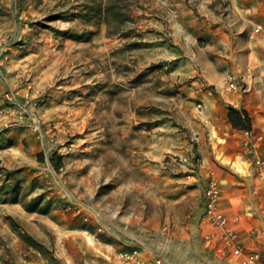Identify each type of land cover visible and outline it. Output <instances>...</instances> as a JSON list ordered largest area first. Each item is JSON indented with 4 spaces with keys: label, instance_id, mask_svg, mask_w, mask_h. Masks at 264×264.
Segmentation results:
<instances>
[{
    "label": "rangeland",
    "instance_id": "rangeland-1",
    "mask_svg": "<svg viewBox=\"0 0 264 264\" xmlns=\"http://www.w3.org/2000/svg\"><path fill=\"white\" fill-rule=\"evenodd\" d=\"M62 1L0 0V264H86L98 244L215 264L196 195L162 169L195 143L181 103L201 108L145 57L143 1Z\"/></svg>",
    "mask_w": 264,
    "mask_h": 264
},
{
    "label": "crops",
    "instance_id": "crops-1",
    "mask_svg": "<svg viewBox=\"0 0 264 264\" xmlns=\"http://www.w3.org/2000/svg\"><path fill=\"white\" fill-rule=\"evenodd\" d=\"M98 1L103 9L114 0ZM142 1L145 57L149 63L172 66L173 80L181 84L186 99L201 103V111L194 113L191 105L181 103L195 119L189 125L195 143L170 148L163 157L187 156L194 171H188L190 164L167 161L162 166L167 184L176 191L189 187L200 205L207 173L213 170L220 182V210L244 246L264 259V172L259 176L261 169L253 164L254 158L264 159V0ZM62 2L65 9L78 10L87 0ZM33 59V54L18 58L20 70L32 67ZM51 62L54 59L47 58L48 68ZM229 79L243 90H227ZM229 106L244 110L251 119L250 155L243 147L245 136L228 122ZM96 247L95 259L86 264H118L117 252L126 249L113 244ZM136 247L142 254H153ZM175 257L177 263L197 264L185 252ZM219 262L225 259L218 257L215 264Z\"/></svg>",
    "mask_w": 264,
    "mask_h": 264
},
{
    "label": "built area",
    "instance_id": "built-area-1",
    "mask_svg": "<svg viewBox=\"0 0 264 264\" xmlns=\"http://www.w3.org/2000/svg\"><path fill=\"white\" fill-rule=\"evenodd\" d=\"M227 90H243L242 86L227 80ZM196 108H201V103L196 104ZM245 136L243 147L249 155L252 153L251 130L241 131ZM169 163L179 166H187L191 163L189 157L169 158ZM255 167L261 169L259 176L264 172V159H253ZM188 171L193 173L194 168L190 164ZM258 178L254 177V180ZM220 182L213 170H209L206 177L205 187L200 197L201 231L203 237L216 247L218 257L225 259L224 264H264V259L258 251L246 248L237 230L229 225L225 215L219 208L220 201ZM211 229V230H210ZM118 264H166L163 258L154 254H142L137 247L123 249L117 252Z\"/></svg>",
    "mask_w": 264,
    "mask_h": 264
},
{
    "label": "trees",
    "instance_id": "trees-1",
    "mask_svg": "<svg viewBox=\"0 0 264 264\" xmlns=\"http://www.w3.org/2000/svg\"><path fill=\"white\" fill-rule=\"evenodd\" d=\"M227 119L233 129L239 131L251 130V119L244 110H236L229 106L227 108Z\"/></svg>",
    "mask_w": 264,
    "mask_h": 264
}]
</instances>
